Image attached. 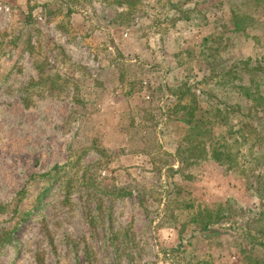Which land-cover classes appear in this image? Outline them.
I'll return each mask as SVG.
<instances>
[{"label":"rangeland","instance_id":"1","mask_svg":"<svg viewBox=\"0 0 264 264\" xmlns=\"http://www.w3.org/2000/svg\"><path fill=\"white\" fill-rule=\"evenodd\" d=\"M140 77L201 121L157 138ZM260 231L264 0H0V264H256Z\"/></svg>","mask_w":264,"mask_h":264},{"label":"trees","instance_id":"2","mask_svg":"<svg viewBox=\"0 0 264 264\" xmlns=\"http://www.w3.org/2000/svg\"><path fill=\"white\" fill-rule=\"evenodd\" d=\"M149 64H152L151 62ZM135 86V82L133 84V86L128 89H131L128 94L132 95V97H140V107L143 108H148V109H157L158 112V116L156 117L157 120V124L158 125V131L156 132L158 134L157 138L160 137V132L163 130L164 126L168 123H170V121L172 120H178L181 122H185L186 124H189V127L192 125L193 122H196V120L201 121L202 119V112H204L205 109L202 108H197L195 110H193V114L191 113H181L180 115L176 112V115H171L168 110L170 108H172V110L175 109L176 105L172 104H165L164 102L166 101V96L163 93H159L158 95L155 93L154 91V85L150 82V80L146 77H140L137 81H136V86ZM132 91V92H131ZM134 91V93H133ZM136 96H134V95ZM155 97V98H154ZM171 115L169 116L168 115ZM197 115V116H196ZM195 117V118H193ZM196 119V120H195ZM154 121H152L153 124ZM155 123V122H154ZM154 126V125H153ZM183 139V138H182ZM180 152V148L178 149V151H175V157L176 155H178ZM180 160V158H179ZM255 240V243L257 242V244H259L260 246H263L264 243V233L263 232H258L256 234H252L250 236V241L253 242ZM256 264H264V259H262L260 262H255Z\"/></svg>","mask_w":264,"mask_h":264}]
</instances>
